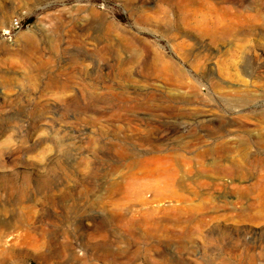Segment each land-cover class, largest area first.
I'll list each match as a JSON object with an SVG mask.
<instances>
[{
    "label": "rangeland",
    "instance_id": "obj_1",
    "mask_svg": "<svg viewBox=\"0 0 264 264\" xmlns=\"http://www.w3.org/2000/svg\"><path fill=\"white\" fill-rule=\"evenodd\" d=\"M259 173L264 0H0V264H264Z\"/></svg>",
    "mask_w": 264,
    "mask_h": 264
},
{
    "label": "bare ground",
    "instance_id": "obj_2",
    "mask_svg": "<svg viewBox=\"0 0 264 264\" xmlns=\"http://www.w3.org/2000/svg\"><path fill=\"white\" fill-rule=\"evenodd\" d=\"M32 34V32H31ZM29 35V34H28ZM27 35V36H28ZM31 35H29L30 37ZM36 36V35H35ZM28 38V37H27ZM26 38V39H27ZM34 38V37H33ZM25 39V40H26ZM31 39V37L29 38V40ZM33 40V39H32ZM31 42L28 41V43ZM32 43V42H31ZM35 44V43H34ZM28 47V46H27ZM32 48V46H31ZM29 49V48H28ZM33 52H34V49H32ZM31 52V51H30ZM145 56H148V55H145ZM149 58V57H148ZM138 59V58H137ZM147 59V58H146ZM149 60V59H148ZM146 62V61H145ZM155 63V62H154ZM150 65V64H149ZM165 65V64H163ZM152 66V65H151ZM159 66V65H157ZM161 66V65H160ZM164 67V66H163ZM162 67V68H163ZM155 68V66H154ZM166 68V67H164ZM226 134H228L227 132L226 133H223L222 136H226ZM196 138V137H195ZM199 138L198 140L199 141H202V137L199 136L197 137ZM259 140H260V137H259ZM255 142H259L258 140H255ZM248 148V144H244L243 145V149H240L244 152V150H246ZM212 151H227V144L225 143H222L221 146L219 147H208V148H205L204 150H202L201 152H199L200 155H205L206 153H210ZM151 162H153L152 164H149L148 165V175L149 176H152L155 172H157L158 174H162L164 172V167L161 166L162 164V161H164L163 158H159V157H156V158H153V160H150ZM202 173H207V172H210L211 170L215 169L217 171H222V170H225V172L227 171L226 169H228V167H223V166H214L213 168H205V167H202ZM229 170V169H228ZM228 172V171H227ZM253 173V172H252ZM256 174V173H255ZM256 182L253 184V185H257V187H260L261 186V189L259 191V198L262 199V197L264 196V173H259V175L256 176ZM168 188H171V186L167 183H165V181H159L158 184H157V187H156V192L157 193H160L162 190H167ZM109 189V188H108ZM116 189H117V186H116ZM250 189L249 186H245L244 187V192L245 190H248ZM114 190V188L112 189V191ZM119 190V189H118ZM120 191V190H119ZM115 192V190L113 191ZM112 193V192H111ZM114 194V193H113ZM244 195V194H243ZM113 196V195H112ZM114 197V196H113ZM111 198V197H110ZM110 201V200H109ZM112 201V200H111ZM107 203V202H106ZM112 203V202H111ZM116 203V202H115ZM114 203V206L111 207V213L114 215L115 218L119 217V215L121 216V211H119V206L120 205H124L126 208H130V204H126V203H123V204H115ZM113 205V203H112ZM111 206V205H110ZM121 207V206H120ZM144 207L147 209V214L150 215L154 212V210H156L157 208H153L151 207L150 205H147V203H145ZM207 207V204L206 205H200V206H197V205H187V206H183V207H177V206H174V207H171V208H168L165 213L166 215L163 217V219H159V220H155L154 218H150L151 219V228L155 231L154 234H157L158 232H164V233H173L177 236H181V238H183L182 236L184 235H187V237H190V238H193L199 231H200V227L201 225L205 224V215H204V208ZM209 207V206H208ZM109 208V207H108ZM260 210V209H259ZM203 211V212H202ZM147 217V215H146ZM118 219V218H117ZM134 219V218H133ZM136 220V219H135ZM142 220V219H141ZM140 220V222H141ZM116 221V220H115ZM119 221V220H118ZM137 221V220H136ZM132 222V221H131ZM139 222V223H140ZM133 223V222H132ZM145 223V222H144ZM198 224V225H197ZM137 225V224H136ZM133 226V225H132ZM135 226V225H134ZM141 229V227H140ZM140 231V230H139ZM145 231V230H144ZM143 231V232H144ZM148 231V230H147ZM142 232V233H143ZM136 233V232H134ZM133 233V235H134ZM140 234L141 231L139 232ZM151 233V232H150ZM139 234V235H140ZM146 234V232L144 233ZM152 234V233H151ZM138 235V236H139ZM143 235V234H142ZM147 235V234H146ZM148 236V235H147ZM137 237V236H136ZM134 238V239H137V238ZM141 237V236H140ZM170 237V236H169ZM143 237H141L140 240H142ZM146 238V237H145ZM144 238V239H145ZM172 238V237H171ZM180 240V238H179ZM184 240V239H183ZM139 241V240H138ZM149 241V240H148ZM158 241V240H157ZM161 241V240H159ZM136 242V240H135ZM155 242V241H154ZM185 242V241H184ZM183 242V243H184ZM161 243V242H160ZM179 243V242H178ZM182 243V242H181ZM96 245V244H95ZM99 245V244H98ZM154 245V244H153ZM72 246V244H71ZM97 246V245H96ZM138 246V245H137ZM147 246V245H146ZM65 247V246H64ZM102 247V246H100ZM149 247V246H148ZM183 247V246H182ZM185 247V246H184ZM73 248V247H72ZM93 248V247H92ZM104 248V247H103ZM138 248V247H137ZM144 248V247H143ZM181 248V247H180ZM108 249V248H107ZM141 249V248H140ZM146 249V248H145ZM69 250V249H68ZM68 250H67V253H68ZM88 250V249H87ZM103 250V249H102ZM52 251V250H51ZM62 251V250H61ZM74 251V250H73ZM90 251V250H89ZM99 251V250H98ZM141 251V250H140ZM139 251V252H140ZM144 251V250H143ZM152 251V250H150ZM49 252V251H48ZM76 252V251H75ZM91 252V251H90ZM89 252V253H90ZM102 252V251H101ZM108 252V251H107ZM130 252V251H129ZM46 253V252H45ZM66 253V252H65ZM104 253V252H103ZM101 253V254H103ZM113 253V252H112ZM128 253V252H127ZM134 253V252H133ZM136 253V252H135ZM48 254V253H47ZM62 255H64L63 253H61ZM73 254V253H72ZM87 254V253H86ZM85 254V255H86ZM111 254V253H110ZM56 255V254H55ZM67 255V254H66ZM70 255V254H69ZM77 255V253H76ZM80 255V254H79ZM88 255V254H87ZM90 255V254H89ZM98 255V254H97ZM108 255V254H107ZM49 256V255H48ZM54 256V254L52 255ZM51 256V257H52ZM57 256V255H56ZM54 256V258L56 257ZM74 256V255H73ZM127 256V255H126ZM125 256V257H126ZM132 256V254L130 255ZM47 257V256H46ZM65 257V256H64ZM70 257V256H68ZM67 257V258H68ZM84 257V256H82ZM101 257V256H100ZM106 257V256H105ZM110 257V256H109ZM62 258V257H61ZM85 258V257H84ZM97 258V257H96ZM95 258V259H96ZM58 259V258H57ZM87 259V258H86ZM85 259V260H86ZM66 260V259H65ZM71 260V259H70ZM84 259H81L80 261L82 262H85ZM133 260V259H132ZM48 261V260H47ZM53 261V260H52ZM135 261V260H134ZM62 262V261H61ZM74 262V261H73ZM79 262V261H78ZM77 262V263H78ZM88 262V260H87ZM132 262V261H131ZM80 264V263H79ZM88 264V263H86ZM94 264V263H93Z\"/></svg>",
    "mask_w": 264,
    "mask_h": 264
},
{
    "label": "built area",
    "instance_id": "obj_3",
    "mask_svg": "<svg viewBox=\"0 0 264 264\" xmlns=\"http://www.w3.org/2000/svg\"><path fill=\"white\" fill-rule=\"evenodd\" d=\"M21 25H22V23H21V21L19 19L15 18L13 20V27L19 28V27H21Z\"/></svg>",
    "mask_w": 264,
    "mask_h": 264
}]
</instances>
